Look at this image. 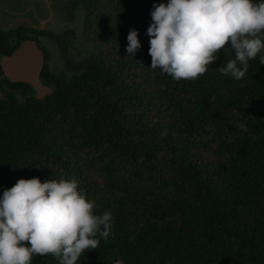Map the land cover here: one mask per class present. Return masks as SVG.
Returning <instances> with one entry per match:
<instances>
[{
  "label": "trees",
  "instance_id": "16d2710c",
  "mask_svg": "<svg viewBox=\"0 0 264 264\" xmlns=\"http://www.w3.org/2000/svg\"><path fill=\"white\" fill-rule=\"evenodd\" d=\"M69 24L111 19L87 58L70 56L75 33L0 25V193L19 178L76 179L96 214L114 217L77 264H264V64L249 60L239 80L218 58L195 80L150 69V11L167 0H46ZM141 47L126 53L127 33ZM58 46L65 74L52 72L42 40ZM42 55L40 81L51 92L13 82L1 58L24 43ZM225 47H228L226 43ZM95 176L100 185L95 182ZM32 264H58L36 254Z\"/></svg>",
  "mask_w": 264,
  "mask_h": 264
},
{
  "label": "clouds",
  "instance_id": "9594fccd",
  "mask_svg": "<svg viewBox=\"0 0 264 264\" xmlns=\"http://www.w3.org/2000/svg\"><path fill=\"white\" fill-rule=\"evenodd\" d=\"M150 17V69L173 80L197 79L218 50L234 52L218 70L236 80L249 60L259 56L264 64V0H167L154 3ZM126 39L125 51L134 56L141 47L138 30L130 29ZM95 207L76 179L19 178L0 193V264H32L36 254L77 264L115 234L112 212L96 214Z\"/></svg>",
  "mask_w": 264,
  "mask_h": 264
},
{
  "label": "rangeland",
  "instance_id": "374dc122",
  "mask_svg": "<svg viewBox=\"0 0 264 264\" xmlns=\"http://www.w3.org/2000/svg\"><path fill=\"white\" fill-rule=\"evenodd\" d=\"M110 23L111 19L86 15L83 7H80L76 12V20L73 23L67 24L53 14L51 18L45 20L40 29L49 30L56 34H63L68 30H72L75 33V40L69 48L70 56L74 60L80 61L92 55L97 46L102 45L105 41L102 32ZM42 44L49 54V64L52 72L65 74L69 77L70 73L63 64L56 43L43 39ZM33 46V52H29L23 45L12 61L11 59L7 61L5 58H1V64L4 73L11 81L24 82L31 85L36 96L41 98L48 95L51 89L40 81L39 73L42 67V55L34 44ZM95 182L100 185V181L96 176Z\"/></svg>",
  "mask_w": 264,
  "mask_h": 264
},
{
  "label": "crops",
  "instance_id": "0c3cea01",
  "mask_svg": "<svg viewBox=\"0 0 264 264\" xmlns=\"http://www.w3.org/2000/svg\"><path fill=\"white\" fill-rule=\"evenodd\" d=\"M52 15L51 7L46 0H0V25L4 30L20 25L40 29L45 20ZM23 45L26 50L33 52V43L27 42ZM14 56L5 59L12 61Z\"/></svg>",
  "mask_w": 264,
  "mask_h": 264
}]
</instances>
